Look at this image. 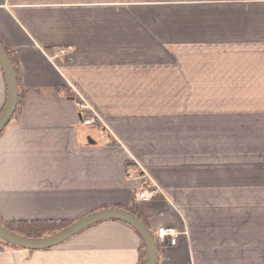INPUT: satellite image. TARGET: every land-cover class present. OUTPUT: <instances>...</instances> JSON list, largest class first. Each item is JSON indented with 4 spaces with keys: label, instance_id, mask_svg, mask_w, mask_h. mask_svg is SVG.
<instances>
[{
    "label": "crops",
    "instance_id": "1",
    "mask_svg": "<svg viewBox=\"0 0 264 264\" xmlns=\"http://www.w3.org/2000/svg\"><path fill=\"white\" fill-rule=\"evenodd\" d=\"M0 42L21 92L0 132L3 220L135 207L153 236L180 231L155 264H264V0H0ZM140 247L103 220L47 249L0 241V264H136Z\"/></svg>",
    "mask_w": 264,
    "mask_h": 264
},
{
    "label": "water",
    "instance_id": "2",
    "mask_svg": "<svg viewBox=\"0 0 264 264\" xmlns=\"http://www.w3.org/2000/svg\"><path fill=\"white\" fill-rule=\"evenodd\" d=\"M0 67L5 77L7 86V99L0 114V132L6 127L13 117L16 108V76L10 63L8 55L0 44ZM90 141V139H88ZM119 219L128 225L133 226L141 235L146 247L145 264H155L156 243L152 233L145 226L144 222L135 214L120 208H105L88 214L64 229L40 238H29L19 235L4 226L0 225V238L26 249H46L51 248L64 240L70 238L82 229L103 219Z\"/></svg>",
    "mask_w": 264,
    "mask_h": 264
},
{
    "label": "trees",
    "instance_id": "3",
    "mask_svg": "<svg viewBox=\"0 0 264 264\" xmlns=\"http://www.w3.org/2000/svg\"><path fill=\"white\" fill-rule=\"evenodd\" d=\"M0 44L2 45V43L0 42ZM2 47L4 48V46L2 45ZM4 50L6 51L8 58L10 60V63L14 69L15 72V76H16V68L13 62V58L11 56V53L9 51H7L5 48ZM5 78V77H4ZM6 82V81H5ZM16 108H15V112L17 111V109L20 107V103H21V92H20V88L18 85V81L16 78ZM6 99H7V86H6ZM6 103V101H5ZM5 106V104H4ZM4 106L2 107L0 114L4 108ZM14 112V113H15ZM151 188V187H149ZM107 208V207H106ZM105 209V208H103ZM127 211L136 214V208L132 207L130 209H128ZM103 220H117V221H121L119 219H103ZM103 220H100L98 222H101ZM96 222V223H98ZM123 222V221H121ZM71 223H73V221L70 220H63V219H57V220H37V219H31V220H3L0 217V225L4 226L5 228L19 234L22 235L24 237H29V238H40V237H46L49 235H52L62 229H64L65 227L69 226ZM94 223V224H96ZM125 223V222H123ZM127 224V223H125ZM130 227H132V229L138 234V236L141 238V247L139 250V257H138V262L136 264H145V260H146V247L144 244V241L141 237V235L139 234V232L131 225H129ZM155 243L157 245V238L155 236H153ZM0 241L4 242V243H8L9 245L12 246H18L21 247L19 245H15L12 244L10 242H7L5 240H3L2 238H0ZM47 249V248H46ZM28 250H34V249H28Z\"/></svg>",
    "mask_w": 264,
    "mask_h": 264
},
{
    "label": "built area",
    "instance_id": "4",
    "mask_svg": "<svg viewBox=\"0 0 264 264\" xmlns=\"http://www.w3.org/2000/svg\"><path fill=\"white\" fill-rule=\"evenodd\" d=\"M69 51V48H63L59 49L57 52V55L65 56L67 55ZM77 106L79 110H87V113L84 115V118L82 119V122L86 126H97V131L99 135H104L107 133L108 129L102 121L100 120L99 116L96 115V113L89 107V105L80 99V101L77 102ZM135 167L129 168L128 170V176L133 177L136 174L143 173L141 176L146 177L148 173L145 171L144 167L140 165L139 163H136ZM152 195V191L150 189H142L136 192L135 200L140 201L144 199H150ZM180 234V231L174 227H160L157 229L156 232V238L157 241H159L162 244H169V245H175L177 242L178 235Z\"/></svg>",
    "mask_w": 264,
    "mask_h": 264
}]
</instances>
